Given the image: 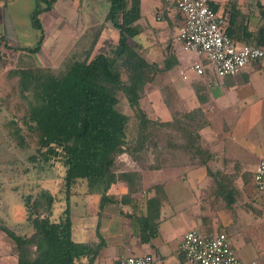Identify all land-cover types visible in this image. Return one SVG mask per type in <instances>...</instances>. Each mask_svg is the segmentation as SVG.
I'll use <instances>...</instances> for the list:
<instances>
[{
	"label": "trees",
	"instance_id": "trees-1",
	"mask_svg": "<svg viewBox=\"0 0 264 264\" xmlns=\"http://www.w3.org/2000/svg\"><path fill=\"white\" fill-rule=\"evenodd\" d=\"M56 2L35 0L30 19L31 25L38 30V37L32 47L21 49L37 52L41 48L45 35L40 15ZM108 2L105 19L118 30L119 36L107 49L93 53L98 32L84 55L69 61L61 72L42 65L18 66L9 71L17 77L20 95L26 102L25 113L14 123L18 144L23 146L25 143L22 124L26 132L37 136L39 146L30 158L46 164L59 161L63 166L66 196L65 207L58 219L51 217L54 197L50 191H42L30 205L28 203L31 211L27 221L32 227L29 234L16 232L0 219V229L11 239L18 264H76L83 257L93 258L101 243L93 240L79 242L72 237L69 197L79 179H85L90 190L102 186L100 207L107 197L105 190L113 183L123 181L127 191L120 201L122 204L134 203V207L141 203V215L136 216L140 238L149 242L158 233L160 212L168 195L164 184L159 182L144 189L143 197H135L133 194L141 191L140 173L127 167L120 155L126 152L134 159L137 152L157 147L159 140L153 136L154 126L176 128L182 141L171 142V146L180 148L190 157L199 156L202 151L196 130L198 125L189 122V114L183 112L174 114L172 119L160 120L151 117L140 105L146 87L153 83L160 71L176 63L170 60V54H166L161 68L157 62L147 59L139 43H132L142 29L138 22L140 0ZM210 5L223 17L222 28L235 42L264 48V4L260 0L254 5L259 9L255 28L250 27L252 9L243 10L237 0H228L221 10L211 1ZM3 45L0 41V64L5 58L1 49ZM119 92L134 110L136 130L131 136L128 125L132 115L119 108ZM225 185L219 182L215 190L229 202ZM200 230L204 235L217 232ZM223 231L230 236L228 231Z\"/></svg>",
	"mask_w": 264,
	"mask_h": 264
},
{
	"label": "crops",
	"instance_id": "crops-1",
	"mask_svg": "<svg viewBox=\"0 0 264 264\" xmlns=\"http://www.w3.org/2000/svg\"><path fill=\"white\" fill-rule=\"evenodd\" d=\"M59 1L57 0L56 3ZM142 1L140 0L141 16L138 20L142 29L135 36L134 41L140 44L141 51L147 59L157 62L161 68L166 54L171 55L170 60L176 61L171 68L160 71L157 75L159 79L156 77V81H153V83L157 82V86L153 89L152 110L155 115L153 117L159 116L161 120H166L172 119L174 114L179 115L185 112L190 115L189 122L198 125L196 130L199 133V143L202 148L199 156L196 154L190 157L176 149H169L158 156L162 162L168 161L169 158L177 163L178 167L183 166L186 168L184 170L186 174L199 175L197 172L200 173L202 182L198 187L200 194L204 197L199 204L214 214L204 213V216L197 219L195 226L209 230L206 228L209 226L208 223H217L218 228L224 226L230 236L242 233L247 225L254 226V229L258 224L264 227V193L259 191L256 193L255 189V192L249 194L246 199L242 192L248 181V174L253 173L258 160L264 157V130L263 133H259L257 123L260 117H264V58L247 63L234 74L217 75L211 66H205L204 73L198 74L190 67L192 60L196 58L195 53L182 50L180 42L176 39L182 22H177L175 0H151L149 1L151 8L146 11L142 9ZM227 1L211 0L219 6L220 10L224 8ZM253 1L256 2V0ZM260 1L264 4V0ZM83 2L84 0L73 1L76 5L73 9L74 14H79ZM251 2L252 0H248L246 5L242 0H237V4L243 10L250 9V11ZM34 3L35 0H0V41L4 44L3 47H30L36 42L38 30L31 25L30 19ZM108 4L107 0L105 12H107ZM65 8L69 11L68 7ZM252 12L250 27L255 28L258 17H254L256 14L254 9ZM46 15L48 12L43 11L40 19L44 35L48 38L49 35L46 32L48 25L44 22ZM58 18L63 21L59 26H62L64 30V20L67 19L70 22L71 19L62 15L61 12ZM77 18L78 16L73 17L74 20ZM153 18L159 23H154ZM164 18L168 19V22H165ZM102 32L101 29L98 39H101ZM54 34L60 35L61 31L58 29L51 35ZM61 37L64 40V36L61 35ZM46 41L45 39L42 42L41 48L45 49L48 43ZM95 52L93 50V53ZM162 91L168 92V97L163 95ZM145 94L140 98V105L148 113L147 106L142 102L145 98L148 99L147 87ZM227 118H230L228 125ZM244 124L245 126H242ZM248 155L252 156L251 161L247 158ZM253 155H256V158H253ZM249 163H252L251 170L247 167ZM171 176L165 175V178L168 180ZM141 181L142 175H140ZM219 182L226 183L229 202L215 190ZM161 183L164 184L168 195L166 183ZM144 189L133 195L143 197ZM7 190L0 187V217H3L5 221L11 218L8 225L18 222L26 225L27 223L21 218L23 217L22 200L17 198L18 202L11 203L13 200L8 197L11 195L10 191H13L14 195L16 192L12 188ZM72 191L78 192L76 189ZM126 191V184L123 181L113 183L105 190L107 197L103 207H100L102 191L85 190L80 194L83 199L84 196L86 197L82 205L93 209L89 211L79 209L75 214H73L72 206H77L79 203L77 200L70 201L73 239L79 242L93 240L95 243H101L91 260L83 257L76 261V264H117L120 256L127 255L134 248L143 249L145 252L141 254H152L157 261L156 264H188L180 250V240L186 230L196 229L193 222L179 229L164 226L169 220L180 217L176 213L180 211V208L173 206L167 211L170 202L168 197L160 212L157 235L149 242L142 241L136 216L141 215L143 206L139 202H137L139 206L136 207L134 203L122 204L120 200ZM202 206L201 209H203ZM59 217L57 215V219ZM201 219H205V224L201 225ZM31 231L32 227L29 226L25 232L29 234ZM253 259L259 264L255 257H247L244 261ZM0 264H18L14 245L1 229Z\"/></svg>",
	"mask_w": 264,
	"mask_h": 264
},
{
	"label": "rangeland",
	"instance_id": "rangeland-1",
	"mask_svg": "<svg viewBox=\"0 0 264 264\" xmlns=\"http://www.w3.org/2000/svg\"><path fill=\"white\" fill-rule=\"evenodd\" d=\"M73 1L74 0H60L59 3H56L50 10L47 11L48 15L44 18V22L48 25L46 32L49 37L46 38L45 36L44 38V40L46 39V42H48L45 49L41 48L37 52H29L21 49V47L16 50H13L14 48H8V46L1 48L2 54H4L3 57L5 58L0 64V187L4 188V190L9 188L14 189L16 196L13 191H10L11 195L8 197L13 200L11 202L13 204H15L17 198L22 200L23 217L21 218L25 221V223L27 222V224L23 225V223L18 222L14 225H8L11 218H9V220L6 219V221L3 217L0 219L4 224L12 227L18 233L21 231L25 232L29 227L30 224H28L27 215L30 214L31 210L28 208V203L30 205L32 200L42 191H50L54 197L51 215L53 219H57V215H62V210L66 204V196L63 187L64 168L61 163L59 161H55L53 164H46L41 160L33 161V159L30 158L31 155L35 154L36 147L39 145L37 136L26 132L24 125L20 124L26 134L23 146L18 144L17 138L14 135V126L16 127V124L14 123L15 121L18 122L21 120L22 114L25 113L26 110V102L20 95L19 86L17 85L16 80L17 77L13 75V73H9L10 69L18 66L42 65L43 67L54 70L55 72H61L66 69L69 61L80 58L84 55L86 49L89 48L90 43L95 38L97 33L101 32V29L103 30L102 36H100L101 39L97 38L98 42L94 47L96 52L107 49L109 44L117 41L119 36L118 30L115 29L114 26H111V22L109 20H106V26L104 24L107 0H84V2L81 3L82 10H79V14H74L73 9L76 5H74ZM149 1L151 0L142 1V9L144 11L151 8ZM210 1L211 0H209V2ZM242 1L247 5L248 0ZM254 5L255 2L252 0L251 9H254L258 13L259 9ZM65 7H68L69 11ZM175 8L176 13L178 14L177 22L180 23L183 20V16L176 7V4ZM59 12L71 19L70 22H68L67 19L64 20V30H62V26H59V24L61 25V22H63L58 18ZM77 16L78 18L74 20L73 17ZM254 17H257V15L255 14ZM153 20L155 21L154 23H159L154 18ZM164 21L168 22V19L164 18ZM56 29H59L61 34L51 35L57 32ZM61 35L64 36L65 41L62 40ZM25 42L28 43L27 41ZM134 42L135 41H132V43ZM28 44H30V42ZM190 53L194 54L193 52ZM196 59H200L204 63L207 62L202 55H196ZM206 66L209 67L210 64H207ZM157 78L159 79V76ZM156 83L157 82H154L147 87V96L149 100L145 98L142 101L144 105L147 106L148 114L152 117L155 116L152 110V101L154 99L153 89L157 86ZM162 94L168 97V92L162 91ZM145 95L146 94H144V96ZM118 96L120 99L118 104L119 108L123 112L132 115V119L129 121L128 125V134L131 136L136 130V119L133 116L134 110L129 105L123 93L119 92ZM157 118L160 119L159 116H157ZM229 122L230 118H227V125ZM257 123L259 124V133H263L264 117H260ZM191 124L195 126L193 123ZM242 126H245V124ZM153 136L158 138V146H152L151 148L137 152L136 155L133 156L134 159L130 157V164H127L126 166L137 170L140 175H142V181L140 182L141 190L154 182L166 183L169 195L168 197L170 200L169 204L171 203L170 205L168 204L167 211L173 206L180 208V211L178 210L176 213L181 218L175 217L174 219L169 220V222L164 226H168L170 229H179L180 227L192 224V222L195 226L197 219L200 218V216H204V213L207 212L209 214H214L210 210L207 211L199 204V201H202L201 199L204 197L200 194L198 187L202 182L201 175L199 172H197L199 175H192L189 173L186 174V172H184L186 168L183 166L178 167L177 163L173 162L169 158L168 161L162 162L158 157L163 152L169 151V149L182 151L180 148L171 146V142L182 141L180 138V132L176 128L154 126ZM247 136L249 135L247 134ZM247 158L251 161L252 156L248 155ZM253 158H256V155H253ZM249 164L250 165H247V167L251 170L253 168L251 165L252 163ZM165 175L172 176L167 180ZM251 175H253L252 172L248 174V181L242 191L246 199L248 198V195L253 194L256 189ZM73 189L78 190V192L74 191L73 193V191H71L69 200H77L79 203L77 206H72L73 214H75L76 210L79 209L82 211H89L90 209H93L90 206L86 207L82 205L84 204L86 197L84 196L83 199L80 194H82L85 190H90L87 186L86 180L79 179L73 185L72 190ZM97 190L102 191V186ZM257 191L258 190L256 189V193ZM6 193L8 194L9 191L7 190ZM27 197H30L29 201H26ZM90 197L91 196L89 195V198ZM213 201L215 203V200ZM201 206L203 209H201ZM2 213L4 214L5 212ZM204 220L205 219H201V225L205 224ZM208 224L209 226L206 228L209 230H217V232L219 230H225L224 226L218 228L219 225H217V223L211 222ZM194 228L202 233L199 226H195ZM260 231L263 232L259 233ZM230 238L240 258L244 260L247 257H255L259 261V264H264V227H262L261 224H258L255 229L254 226L252 227L247 225L242 233L231 235ZM142 252L145 251L140 248H134L128 254H141ZM188 264H190V262Z\"/></svg>",
	"mask_w": 264,
	"mask_h": 264
},
{
	"label": "built area",
	"instance_id": "built-area-1",
	"mask_svg": "<svg viewBox=\"0 0 264 264\" xmlns=\"http://www.w3.org/2000/svg\"><path fill=\"white\" fill-rule=\"evenodd\" d=\"M183 20L176 34L184 51L202 55L207 60H192L190 67L198 74L210 64L217 75L239 72L247 63L264 56V48L255 44L235 42L222 28L223 17L209 0H175ZM120 158L126 165L130 156L123 152ZM256 189L264 193V157L258 160L252 175ZM180 250L191 264H258L253 259L244 261L237 254L230 236L225 231L204 235L197 229L186 230L180 240ZM150 253L127 254L118 258V264H156Z\"/></svg>",
	"mask_w": 264,
	"mask_h": 264
}]
</instances>
